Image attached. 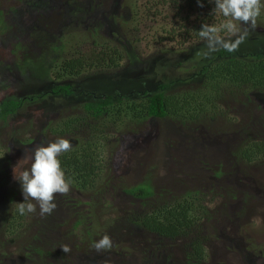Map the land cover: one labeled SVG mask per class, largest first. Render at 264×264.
<instances>
[{"label":"rangeland","instance_id":"1","mask_svg":"<svg viewBox=\"0 0 264 264\" xmlns=\"http://www.w3.org/2000/svg\"><path fill=\"white\" fill-rule=\"evenodd\" d=\"M147 1L156 15L141 8ZM208 1V22L221 23L214 0ZM186 15L193 14L181 0H0V102L26 98L0 123V264H175L169 257H180L179 242L159 249L142 243L139 232L124 231L132 212L177 198L205 212L196 227L208 239L201 264H264V152L251 162L235 156L243 144L264 142L263 92L205 88V118H147L122 128L112 120L99 126L80 107L95 96L149 93L162 83L174 92L194 90L215 52L201 39L181 38L179 26L192 17ZM60 44L82 51L115 46L121 59L116 68L63 74L54 59L70 55L52 52ZM244 53L264 55V9L233 54ZM56 84L81 93H48ZM70 119L73 127L62 132ZM58 138L72 146L76 139L96 141L95 181L89 190L70 186L67 195H57L51 215L41 216L37 206L21 216L16 203L23 195L12 167ZM139 185L152 197L126 192ZM104 235L112 247L97 252L93 243ZM65 244L70 253L60 248Z\"/></svg>","mask_w":264,"mask_h":264},{"label":"trees","instance_id":"2","mask_svg":"<svg viewBox=\"0 0 264 264\" xmlns=\"http://www.w3.org/2000/svg\"><path fill=\"white\" fill-rule=\"evenodd\" d=\"M181 2L187 5L189 12L193 14L190 15L192 17L188 25L185 23L179 26L182 28L179 35L183 40L201 39L198 31L203 24L218 25L215 20L212 23L208 22V18L212 16L209 12L212 5L210 6L208 0H200V3H204L203 7L198 5L197 0H181ZM141 5L145 14L156 15L154 10L156 8L150 5V1L142 2ZM190 16L186 15L184 18ZM67 46L60 44L52 47V52L55 51L57 55L64 51L70 55L67 58L54 59L57 69L63 74L78 75L83 70L116 68L118 58L121 59L120 50L115 46L111 48L101 45L97 48L92 44L91 47H86L88 49L86 51H82L80 45L70 46L69 49ZM65 48L67 49L64 50ZM198 74L200 82L195 85L194 90L174 92L168 83H162L155 91L149 93L147 91L131 94L114 92L95 96L85 101L80 107L99 126L103 124V121L112 120L113 123H118L117 128H122L130 122H139L147 118H171L179 119L181 122L205 118L206 115L203 112L207 113V103H209V95L203 91L205 88L208 91L224 89L227 92L240 89L241 95L252 89L264 93V55L244 53L238 56L224 49H218L214 56L202 65ZM71 90L70 85L56 84L48 90V93L67 96L71 94ZM25 99L1 101L0 123L6 122L16 113ZM71 120L62 123V132L73 127L70 125ZM75 142L72 149L63 153L59 160L66 179L71 181L70 186L79 191H85L91 189L97 176L94 167L95 153L92 149L96 141L81 138L76 139ZM243 145L241 149L236 150L235 155L240 161L251 162L264 152L262 141H252L251 145ZM126 192L141 199L150 198L153 195L150 188L143 185L127 187ZM204 214L200 207H195L192 202L184 199L177 198L168 202L155 199L146 209L130 214L126 222L128 226L124 232L132 234L139 232L138 234L143 238L142 243L146 241L159 249H164L165 245L169 248L168 245L179 242L177 248L180 257L174 258L171 255L169 260L175 264H201L206 257L205 247L208 239L198 234L196 227L197 220ZM80 221L81 219L77 218L74 223L78 225Z\"/></svg>","mask_w":264,"mask_h":264},{"label":"clouds","instance_id":"3","mask_svg":"<svg viewBox=\"0 0 264 264\" xmlns=\"http://www.w3.org/2000/svg\"><path fill=\"white\" fill-rule=\"evenodd\" d=\"M197 3L203 7L200 0H197ZM214 4L213 13L222 16V22L218 25L203 24L198 35L205 42L208 53L220 48L234 53L246 40L249 28L256 27L257 18L264 9V2L262 0H214ZM240 25L248 27L241 30ZM222 33H226L229 38H225ZM72 147L69 140L58 138L46 146L37 145L30 155L26 154L13 165V177L20 183L23 195V202L16 203L19 215L35 213L37 206L41 216L51 215L56 208L54 202L56 196L69 193L71 181L66 179L59 157L69 152ZM111 247L112 241L108 235H104L93 243V248L97 252ZM60 248L65 254L71 252L69 245H61Z\"/></svg>","mask_w":264,"mask_h":264},{"label":"flooded vegetation","instance_id":"4","mask_svg":"<svg viewBox=\"0 0 264 264\" xmlns=\"http://www.w3.org/2000/svg\"><path fill=\"white\" fill-rule=\"evenodd\" d=\"M71 89H72V90H71L72 92H71V94L67 95V97H68V96L77 95L78 93H81V92L78 91L77 89H73L72 87H71ZM23 102H24V101H23ZM84 102H85V101H84ZM84 102H83L82 104H84ZM82 104H81V105H82Z\"/></svg>","mask_w":264,"mask_h":264}]
</instances>
